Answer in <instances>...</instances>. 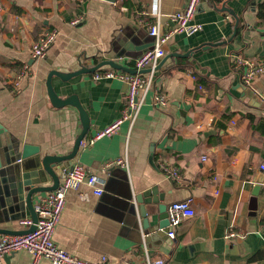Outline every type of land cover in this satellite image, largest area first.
I'll use <instances>...</instances> for the list:
<instances>
[{"label": "crops", "instance_id": "obj_1", "mask_svg": "<svg viewBox=\"0 0 264 264\" xmlns=\"http://www.w3.org/2000/svg\"><path fill=\"white\" fill-rule=\"evenodd\" d=\"M186 4L0 0V125L20 147L36 146L41 155L70 154L82 124L73 106L51 104L50 72L71 74L106 61L132 69L135 58L153 43L149 27L171 28L170 15ZM263 4L202 0L194 16L202 31L167 43L133 127L124 121L116 134L92 144L88 141L99 130L121 117L127 86L94 79L97 71L114 69L109 65L67 80L52 75L57 97L75 96L89 119L74 164L104 182L100 196L86 185L78 190L86 200L78 192L67 194L53 235L59 248L94 264L102 256L106 264H122L124 258L144 264V228L151 254L164 264H264V176L258 169L264 158V75L246 87L232 61L234 56L264 59ZM75 19L79 23L72 25ZM51 30L58 34L45 57L32 58V44ZM23 66L27 74L15 86ZM154 95L163 96L166 104L156 105ZM116 158L125 159L127 167L103 170L106 161ZM161 165L177 168L179 181L167 178ZM51 184L47 178L40 186ZM152 187L167 206L192 199L194 216L180 222L173 240L166 227L159 230L157 215L147 216L146 225L121 206L130 191ZM41 194L34 195L33 205ZM24 214L30 218L27 209ZM7 216L0 208V229L27 230L19 220L6 222ZM230 232L243 238H228ZM32 261L24 251L4 257V264ZM38 264L50 263L40 259Z\"/></svg>", "mask_w": 264, "mask_h": 264}, {"label": "built area", "instance_id": "obj_2", "mask_svg": "<svg viewBox=\"0 0 264 264\" xmlns=\"http://www.w3.org/2000/svg\"><path fill=\"white\" fill-rule=\"evenodd\" d=\"M202 0H187V4L181 10L175 11L170 15L174 25L166 31H160L158 24L149 27L148 32L154 38L152 49L142 53L135 58L132 70L135 74L114 69L101 70L94 73V79H114L124 83L127 86L125 95V107L120 118L99 130L93 138L88 141L92 144L95 140L103 137H109L116 134L121 124L125 121L131 129L137 119L139 109L144 102V94L151 87L154 69L159 60L165 56L167 43L177 35L193 36L202 31L203 26L194 22V16ZM1 10V7H0ZM79 23V19L71 22L72 25ZM57 30L43 32L31 46V57L42 59L45 57L48 49L51 47L57 36ZM233 68L238 70L240 80L246 87L251 86L252 82L259 76L264 75V59L254 60L245 59L241 56H234ZM148 69L146 73H140ZM27 74V67L23 66L20 74L17 76L14 85L19 84V80ZM153 102L158 106L166 104L165 98L160 95H154ZM80 145L84 146L83 141ZM113 167L126 168L127 163L123 158L108 160L103 165V170L107 171ZM162 173L172 181H179L180 174L177 168L161 165ZM259 172L264 176V158L259 163ZM215 179V178H214ZM82 185L88 186L92 194L100 196L103 193L104 182L95 174H91L80 165L73 164L65 167L60 174V182L57 188L51 192H46L38 196L33 210L37 221L34 224L35 229L32 232L21 235L0 234V264H4V257L7 255L24 251L32 257V264H38L40 259L47 260L50 264H94L92 262L77 258L63 249L59 248L53 241L54 231L59 223L61 214L65 207L66 196L69 192H78ZM79 193V192H78ZM81 200H86L87 194L79 193ZM192 199L173 202L167 206V220L165 234L168 239L173 240L176 235L180 222L186 218L194 216V210L191 207ZM19 224L28 229L32 225L31 218L19 220ZM165 229H159L164 231ZM149 232L141 230V247L144 254V264H164L163 258L154 257L148 246L147 238ZM228 238H243L242 234L230 232ZM107 257L102 256L98 263L106 264ZM122 264H136L130 258H124Z\"/></svg>", "mask_w": 264, "mask_h": 264}, {"label": "water", "instance_id": "obj_3", "mask_svg": "<svg viewBox=\"0 0 264 264\" xmlns=\"http://www.w3.org/2000/svg\"><path fill=\"white\" fill-rule=\"evenodd\" d=\"M107 1L114 2L115 0ZM231 13L233 14V12ZM151 38L153 43L149 49H151L154 44V38ZM102 65H109L116 70L131 74L136 73L135 70L125 68L112 61H106L95 68L81 69L71 74L51 71L47 78V92L51 104L54 107L73 106L79 113L82 131L77 136L70 154L65 156L41 155L39 148L36 146L24 144L20 147V144L11 139L10 135L0 125V183L2 184L0 187V208L6 210L8 213V216L5 217L6 222L25 218V209L28 210L32 220V225L27 230L12 231L0 229V234L21 235L32 232L35 229L34 224L37 221V217L33 210L34 195L51 192L57 188L60 182L61 171L65 167L74 164V158L79 150L80 143L84 140L89 129V119L87 114L76 97L70 96L61 100L54 93L50 81L52 75L67 80L80 73L93 72ZM146 72H148V70H142L140 73L143 74ZM47 178L51 180L52 184L49 186H40V184L46 182ZM121 206L128 215L144 218L143 223H146V225L148 223L147 216L153 217L155 215L158 217L159 229H163L168 225L167 205L162 203V195L157 193L155 187L143 190L139 193H133L130 191V193L124 197ZM143 230L146 232L148 231L144 228Z\"/></svg>", "mask_w": 264, "mask_h": 264}, {"label": "trees", "instance_id": "obj_4", "mask_svg": "<svg viewBox=\"0 0 264 264\" xmlns=\"http://www.w3.org/2000/svg\"><path fill=\"white\" fill-rule=\"evenodd\" d=\"M263 9H264V4H263ZM258 15H259V16H263V14H260V13H258Z\"/></svg>", "mask_w": 264, "mask_h": 264}]
</instances>
